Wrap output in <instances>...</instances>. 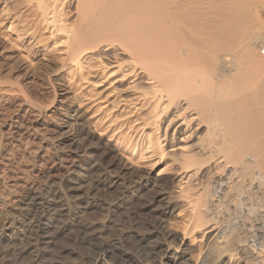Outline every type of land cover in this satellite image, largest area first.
Returning <instances> with one entry per match:
<instances>
[{
	"label": "bare ground",
	"instance_id": "bare-ground-1",
	"mask_svg": "<svg viewBox=\"0 0 264 264\" xmlns=\"http://www.w3.org/2000/svg\"><path fill=\"white\" fill-rule=\"evenodd\" d=\"M19 6L28 14L10 28L34 46L50 33L47 57H61L50 74L78 68L110 122L151 129L139 152L154 169L126 161L80 107L55 105L67 87L46 106L1 101L0 264H59L49 247L61 237L73 245L62 264H264V0ZM178 211L182 232L169 222Z\"/></svg>",
	"mask_w": 264,
	"mask_h": 264
},
{
	"label": "rangeland",
	"instance_id": "rangeland-1",
	"mask_svg": "<svg viewBox=\"0 0 264 264\" xmlns=\"http://www.w3.org/2000/svg\"><path fill=\"white\" fill-rule=\"evenodd\" d=\"M18 1L20 3L21 0ZM18 1L0 0V102L2 101L1 105L7 108L6 111L12 112L13 110H15L19 99L22 100L25 97L24 95H26V97L30 100L46 106L52 101L51 99L54 97L53 86H56L58 90L67 87V95L64 98L57 97L55 105L60 104V101L64 99V104L76 105V107L78 108L80 107V109H82L84 117L91 122L92 128L96 131L98 136L102 135L105 140L113 139L112 144L117 147L118 152L122 154V156H124V159L126 161H130L138 166L144 165L146 167L154 169L152 165L142 163V157L139 152L141 151L140 149L144 142V135L151 133L150 128H143L140 126V124L136 125V123H134L136 126L134 124L129 125V116H124L114 121L113 123L110 122L111 116L109 117V114L111 112H107V109L105 108L109 103L106 105L105 102H103L104 100H99L103 98H98L97 96L99 93L97 91L99 89V87H97L98 84L94 86V83L92 84V82L82 79L79 73L80 70L78 68H72L69 71H65L57 76H55V74H50L52 73L51 71H53L59 66V59H61V57H57L58 60L56 62L48 59L47 55L48 53L53 52L52 50H54V46L51 45V36L50 33L47 32V30L41 29V32H39V30L37 32L39 33V35L36 33L37 42L39 41V44L36 43L35 46L33 43L31 44L30 39L27 40L26 38L24 39V37H21L22 39L20 38V40L17 37L20 25H18L19 28L16 24H13L12 28H10V26L12 25V22L15 21V18L18 19V17H16L17 15L25 16L28 14L25 9H21L20 6L18 7ZM15 14L17 15L15 16ZM260 16L262 18V27L260 28V32L264 34V13H260ZM46 51H48L47 54ZM48 75H52L51 78ZM29 76L32 77L31 80L28 79ZM18 82L20 83V85L23 86L24 89V93L19 95H17L18 92L15 91ZM95 87H97L98 89ZM10 92L12 93V95ZM113 126H116L115 129ZM109 127L112 128H110L109 130L107 129ZM161 170L162 168H157L154 170V173L158 174L161 172ZM149 195L148 192L144 193L143 197L139 202V205L141 204L140 206H143L145 204L147 205L150 202ZM110 196L112 197V194ZM111 197H108V199H110ZM114 197H112V199ZM94 214L95 217L99 219L100 217L102 218L105 213L101 208H98L94 211ZM186 218L187 215L185 213L179 214V211L176 212L171 217H169L171 227L178 232L184 231L188 225L186 223V220L188 219ZM115 221L116 220H114L113 222V226H115L116 228L120 227V224H117L120 223L119 219L116 221V223ZM111 232V236L114 235L113 237H115L117 235L116 230H112ZM194 238L196 237L191 238V240ZM57 241H59V244L63 243V245H58L54 243L53 246L49 247V251H51V253L53 252L51 256L52 259L56 258L53 259L54 262L62 264L66 256L67 258L70 256V254L65 253L63 249H71L73 245L71 244V241H68L67 239L62 237ZM57 245L58 247H56ZM52 248H54V250ZM55 248L58 249L56 250ZM50 249H52L53 251ZM124 249L125 252L130 251L129 247L123 248L122 251H124ZM78 250L81 252L86 251L85 249H77L76 252H79ZM54 251H60L61 254L58 252V256L54 253ZM76 252L75 257L80 255L79 257L81 258V254H83V252H79L81 254ZM194 253V257L197 258L198 252L195 254ZM80 258H78V261Z\"/></svg>",
	"mask_w": 264,
	"mask_h": 264
}]
</instances>
